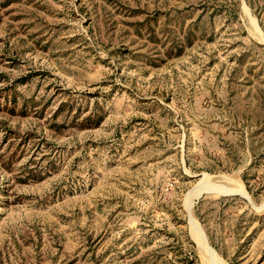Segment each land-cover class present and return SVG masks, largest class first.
I'll return each mask as SVG.
<instances>
[{"label":"rangeland","instance_id":"1","mask_svg":"<svg viewBox=\"0 0 264 264\" xmlns=\"http://www.w3.org/2000/svg\"><path fill=\"white\" fill-rule=\"evenodd\" d=\"M0 264H264V0H0Z\"/></svg>","mask_w":264,"mask_h":264},{"label":"bare ground","instance_id":"2","mask_svg":"<svg viewBox=\"0 0 264 264\" xmlns=\"http://www.w3.org/2000/svg\"><path fill=\"white\" fill-rule=\"evenodd\" d=\"M252 21H253V20H252ZM208 186H209V185H208ZM194 231H196V229H195ZM196 233H197V232H196ZM196 233H195V234H196ZM198 233H199V232H198ZM198 235H199V234H197V236H198ZM199 236L201 237V235H199ZM199 236H198V237H199ZM201 238H202V237H201ZM198 240H200V238H199ZM200 242H201V241H200ZM203 250H204V249H203ZM208 250H209V249H208ZM206 251H207V250H206ZM207 253H208V252H207ZM209 253H210V252H209ZM206 256H207V255H206ZM211 258H212V257H211Z\"/></svg>","mask_w":264,"mask_h":264}]
</instances>
